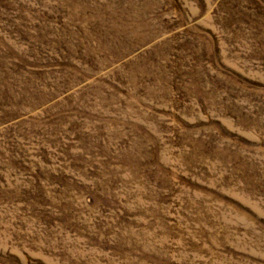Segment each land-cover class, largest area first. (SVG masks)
Here are the masks:
<instances>
[{"label":"rangeland","instance_id":"374dc122","mask_svg":"<svg viewBox=\"0 0 264 264\" xmlns=\"http://www.w3.org/2000/svg\"><path fill=\"white\" fill-rule=\"evenodd\" d=\"M0 264H264V0H0Z\"/></svg>","mask_w":264,"mask_h":264}]
</instances>
